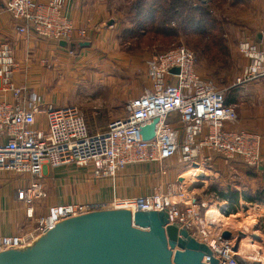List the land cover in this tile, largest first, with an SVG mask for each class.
Wrapping results in <instances>:
<instances>
[{
	"label": "built area",
	"instance_id": "obj_1",
	"mask_svg": "<svg viewBox=\"0 0 264 264\" xmlns=\"http://www.w3.org/2000/svg\"><path fill=\"white\" fill-rule=\"evenodd\" d=\"M6 10L18 33L27 38L35 36L59 45L88 39V28H78L66 16L65 0H7ZM261 32L262 42L251 37L238 44V51L248 61L237 80L239 86L264 82V28ZM146 64L150 85L139 97L126 103V117L112 122L104 132L92 133L78 106L58 107L45 102L32 88L16 84L18 63L14 48L7 42L0 43V173L25 178L24 186L15 195L27 206L28 219L35 221L24 233L1 236L0 253L33 244L54 223L65 218L124 209L132 213L167 211L171 224L187 228L194 238L206 243L219 264H264L246 254L255 249L264 252L253 246L258 244L254 236L261 231L248 226L237 230L228 227L224 219L227 221L234 215L226 217L222 207H216L219 197L214 193L204 196L198 193L205 186L190 191L193 183L188 187L190 181L183 175L184 184L177 181L162 184L153 194L56 205L47 215L35 218V201L46 197L43 184L46 165L52 169L76 167L89 170L95 179L115 180L129 167L177 159L181 168L197 169L192 177L204 182L203 185L208 181L201 180L202 177H220L217 171L210 177L207 173L212 172L216 159L239 163L248 171L258 170L263 160L262 135L234 128L239 119L236 107L226 103L224 91L200 76L197 56L192 50L177 46L152 56ZM173 69L179 72H172ZM156 118L159 120L156 136L146 141L141 127ZM42 123L43 128L39 126ZM235 169L228 167L231 181H220L221 187L240 191L236 181L240 172ZM161 173L165 175L167 171L161 169ZM208 195L211 200L205 199ZM174 198L178 200L173 201ZM214 208L221 215L218 219ZM242 229L247 230L245 236L241 235ZM225 231L231 232L230 240L223 239ZM247 237H251L253 245H243L242 249V240ZM206 258L204 263L209 262V257L207 261Z\"/></svg>",
	"mask_w": 264,
	"mask_h": 264
},
{
	"label": "rangeland",
	"instance_id": "obj_2",
	"mask_svg": "<svg viewBox=\"0 0 264 264\" xmlns=\"http://www.w3.org/2000/svg\"><path fill=\"white\" fill-rule=\"evenodd\" d=\"M136 1L108 0L114 21L118 24L117 38L115 36L106 38L107 45H103L104 43L99 40L100 43L94 42L90 48L72 54L70 50L66 51L65 55L61 56L64 60L60 61L58 65L57 63L53 65V68L55 67L52 74L53 83L44 88V93L40 95L45 102L54 99L55 105L58 107L65 104L78 106L90 131L92 133L104 132L112 122L126 117V103L139 97L145 88L149 87L147 60L154 55L183 45L196 54V68L200 76L211 81L217 89L224 91L227 99L236 94L239 97L238 102L244 103L242 94L246 93L247 88L237 85V80L242 75L248 61L238 51V44L242 40L243 32L249 31L246 30L249 27L244 24L242 16L251 13L249 8L252 2L247 5H241L238 2L236 5L238 0H206V2L188 0L207 10L209 15L204 17L198 15L196 22H199L201 18L204 19L199 26L193 25L194 22L192 24L188 21L185 22L184 17L178 19L176 23L171 21L168 28L173 30V35L163 37L151 32L139 31L136 25L138 19L132 10ZM260 31H254L252 37H255L256 33ZM259 84L261 85V82ZM236 111L239 116L240 109ZM40 121L42 122L43 118H40ZM224 164L226 166L229 163ZM136 169L138 172L129 175L132 178L128 185V188L131 189L129 190L130 194L134 192L133 190L139 194V189L153 194L160 185L167 186L166 182L171 173L176 175L179 172L180 176H187L190 181L188 187L192 183V187L204 183L194 180L192 174L189 175L192 167L181 168L177 159L158 164L136 165ZM161 169H165L167 173L163 175ZM241 170L243 179L239 184L241 192L254 195L260 191L261 194H264V184L251 173H245V175L244 168ZM227 172H229L228 169ZM207 173L209 177L212 176L211 172ZM90 175L91 173L88 177L92 178ZM220 177L231 181L228 173H220ZM210 178L212 179L205 182L204 189L198 191L203 196L209 194L214 186H220L219 178ZM24 180L25 178L22 176L7 174L5 177V173H0V190L3 188L2 191L6 195L13 196L15 190L24 186ZM222 188L225 187L222 186ZM226 188L232 189L230 186ZM42 199L35 201L34 205ZM205 199L211 200L212 198L208 195V198ZM177 200L178 198L173 199V201ZM226 206V203L220 201L216 207L225 208ZM241 206V208L239 207V216L231 214L234 215L231 220H236L235 222L238 224L235 225L236 230L241 226L249 225L248 227L254 228L256 232L261 231L257 232L260 234V240L256 239L258 244L254 246L257 245L264 251V218H257L264 213V198L255 203L244 201ZM215 212L218 213L217 210ZM225 216L230 217L229 215ZM227 223L230 224L229 221ZM228 227L231 226L228 225ZM250 239L248 238L249 241H251ZM248 244L250 242H244V246H249ZM261 253L264 254V252Z\"/></svg>",
	"mask_w": 264,
	"mask_h": 264
},
{
	"label": "crops",
	"instance_id": "obj_3",
	"mask_svg": "<svg viewBox=\"0 0 264 264\" xmlns=\"http://www.w3.org/2000/svg\"><path fill=\"white\" fill-rule=\"evenodd\" d=\"M6 2L7 0H0V43L7 42L14 48V55L18 63L14 78L16 84L28 86L35 93L41 95L44 93L43 89L54 81L52 74L55 67L53 68V65L56 63L58 65L60 61L64 60L61 56H64L69 49L35 36L27 38L20 35L16 23L6 10ZM238 2L241 5L252 2L250 8L248 7L251 13L242 16L245 21L244 24L249 27V29H246L249 30L248 32H243L242 39H249L254 31H262L264 28V0H238L235 4L237 5ZM65 14L78 28H88V39L81 41H89L92 45H94V42L100 43L102 41L103 45H107L106 38L114 36L117 38L118 24L114 21L108 0H65ZM111 20L114 21V24L110 26L108 23ZM245 86L247 91L242 94L244 95V98H242L244 103L237 102L233 104L236 110L240 109L239 119L234 128L262 135L261 155L264 160V82H261V85L252 83ZM46 102L55 104L54 99ZM39 126L41 128L45 127L44 123L39 124ZM228 167L236 168L235 170L240 172L236 178L238 184H240L243 181L241 178L243 166L239 163L234 162L225 166L223 161L216 159L212 164L213 170L211 173L213 175L217 171L227 174ZM244 170H246L244 174L251 173L264 184V171L259 169L255 171ZM135 172H138L136 166L129 167L118 175L117 180L110 178L98 180L92 175H90L92 178L88 177L89 170L76 167L52 169L49 165H46L43 177L46 197L34 205L35 218L47 215L49 209L56 205L106 202L115 197L126 198L148 195L147 192L140 189L139 194L135 190L132 194L129 193L131 189L128 188V185L131 182L130 179H132L129 175H133ZM180 175L179 172L176 175L171 173L166 183L172 184ZM5 177H7V174H5ZM1 180L3 181L2 177ZM220 180L223 181L224 179L220 178ZM2 189L0 190V237L15 236L31 229L35 221L28 219L27 206L16 199V190L11 196L6 195ZM243 202L244 200L241 199L240 208ZM258 208L260 209L261 206L259 205ZM239 212L238 209L237 216H239ZM263 216L264 213L259 215V217Z\"/></svg>",
	"mask_w": 264,
	"mask_h": 264
},
{
	"label": "water",
	"instance_id": "obj_4",
	"mask_svg": "<svg viewBox=\"0 0 264 264\" xmlns=\"http://www.w3.org/2000/svg\"><path fill=\"white\" fill-rule=\"evenodd\" d=\"M113 24V20L108 23ZM262 38L263 33L257 32L255 40L260 43ZM60 46L78 52L90 48L92 43L60 42ZM158 121L156 118L141 127L144 140L156 136ZM258 169L264 171V160L259 162ZM177 182L184 184V178L180 176ZM203 187L202 183L190 191ZM231 237V232L223 233V239ZM254 239H258V235ZM205 257V261L209 257L208 263L203 262ZM0 264H219V260L211 248L194 238L187 228L171 224L167 211L132 213L119 209L91 212L54 223L33 244L1 252Z\"/></svg>",
	"mask_w": 264,
	"mask_h": 264
},
{
	"label": "trees",
	"instance_id": "obj_5",
	"mask_svg": "<svg viewBox=\"0 0 264 264\" xmlns=\"http://www.w3.org/2000/svg\"><path fill=\"white\" fill-rule=\"evenodd\" d=\"M132 10L138 19L136 25L139 31L151 32L163 37L173 35V30L168 28V24L171 21L176 23L178 19L184 17L183 20L185 19V22L188 21L190 24L194 22L193 25L197 24L199 26L204 19L201 18L199 22H196L198 15L202 17L209 15L207 10L188 0H137L133 4ZM202 10L203 12L201 13ZM186 15L188 16L187 18ZM238 98L235 94L232 98H226V103L233 105L238 102ZM209 193L216 194L221 202L226 203L227 206L222 208L223 213L226 215L238 212L241 199L248 203H255L264 198V194H261L260 191L252 195L230 188H222L221 186H214Z\"/></svg>",
	"mask_w": 264,
	"mask_h": 264
},
{
	"label": "bare ground",
	"instance_id": "obj_6",
	"mask_svg": "<svg viewBox=\"0 0 264 264\" xmlns=\"http://www.w3.org/2000/svg\"><path fill=\"white\" fill-rule=\"evenodd\" d=\"M197 172H198L197 169L192 168V170L190 171L189 175H191V174L194 175V174H196ZM187 174H188V173H187ZM184 176H185V175H184ZM186 177H187V176H186ZM194 180H196V178H194ZM192 182H193V181H192ZM215 214L218 215V216H215L217 219H218V217H221L220 214H218V213H216V212H215ZM219 215H220V216H219ZM232 219H233V218H232ZM235 219H236V218H235ZM227 221H229L230 224H228ZM227 221H226V223H227L229 226H231L232 228L236 229V228H235V225L237 224V223L235 222L236 220H235V221H232L231 219H229V220H227ZM230 221L233 222L232 225H231V222H230ZM237 225H238V224H237ZM244 226H245V225H244ZM248 226H249V225H248ZM237 227H238V226H237ZM241 227H242V226H241ZM251 227H252V226H251ZM237 229H238V228H237ZM240 232H241V235H242V236H245V235L247 234V233H246L247 230H243V229H242ZM248 232L250 233L251 231L249 230ZM249 233H248V234H249ZM259 235H260V234H259ZM259 235H258V236H259ZM255 236H257V235H255ZM248 238H251V237L243 238V240H242V249H243V247H244V246H243V245H244V242H251V241L248 240ZM252 239H253V238H252ZM254 240L256 241V239H254ZM259 240H260V239H259ZM250 244H251V243H250ZM248 245H249V244H248ZM251 245H253V244H251ZM253 246H254V245H253ZM247 247H248V246H247ZM251 251H252V250H251ZM258 252H259V253H258ZM246 254H247V255H250L251 258L254 259V260L257 261V262H260V263L264 262V254H262L261 251H258L257 249H255V251H253V253H246Z\"/></svg>",
	"mask_w": 264,
	"mask_h": 264
}]
</instances>
